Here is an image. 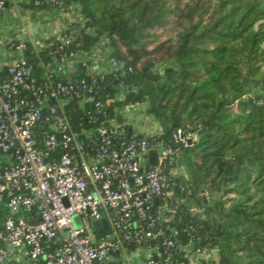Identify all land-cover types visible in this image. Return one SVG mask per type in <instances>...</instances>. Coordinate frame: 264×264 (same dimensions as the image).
Segmentation results:
<instances>
[{"label":"trees","instance_id":"obj_1","mask_svg":"<svg viewBox=\"0 0 264 264\" xmlns=\"http://www.w3.org/2000/svg\"><path fill=\"white\" fill-rule=\"evenodd\" d=\"M41 7H51L43 0ZM80 12L62 43L59 37L25 56L38 82L60 80L51 50L70 55L104 41L121 71L97 78L95 97H116L108 118L136 102L148 104L173 149L166 172L170 200L184 197L169 220L181 228L184 245L204 249L196 264H264V0H57ZM33 4V3H32ZM92 60L77 64L71 78L90 79ZM8 73L1 72L0 80ZM73 129L87 141L102 119L92 103L82 107L63 96ZM197 133L188 145L172 140L178 128ZM126 135L133 133L124 125ZM56 245V244H55Z\"/></svg>","mask_w":264,"mask_h":264},{"label":"built area","instance_id":"obj_2","mask_svg":"<svg viewBox=\"0 0 264 264\" xmlns=\"http://www.w3.org/2000/svg\"><path fill=\"white\" fill-rule=\"evenodd\" d=\"M7 1L0 0V15ZM46 1L68 10L57 0ZM27 45L23 40L7 44L13 59L0 80V201L7 209L0 226V264H196L204 249L184 245L185 233L169 223L185 198L169 199L172 178L165 170L173 149L161 139L159 123L149 113L158 127L135 130L130 122L108 118L107 106L126 93L124 82L116 97H95L97 78L124 73V64L104 41L70 55L59 47L50 51L52 71L63 70L65 77L53 80L47 73V81L38 82L25 56ZM93 57L106 60V70L95 71L100 66L91 64L90 79L74 81L77 64ZM63 96L77 98L82 107L92 103L91 120L102 116L86 142L73 129ZM143 103L146 109L131 102L117 116L147 111ZM124 125L134 130L129 136ZM196 139L197 133L181 127L172 133L180 144ZM152 150L158 152L156 164L150 163ZM102 217L110 231L99 236L93 221Z\"/></svg>","mask_w":264,"mask_h":264},{"label":"crops","instance_id":"obj_3","mask_svg":"<svg viewBox=\"0 0 264 264\" xmlns=\"http://www.w3.org/2000/svg\"><path fill=\"white\" fill-rule=\"evenodd\" d=\"M74 10L61 11L58 7H37L31 0H8L5 11L0 15V74L5 71L13 59L7 44L12 40H23L41 48L47 40L59 37L76 20ZM92 63H98V69L106 70V60L91 58ZM146 109L145 103H142ZM122 116V114H120ZM125 115V114H124ZM150 114L143 110L134 112L132 116H122V122H130L135 130L150 127L157 128L158 124L152 120ZM6 205L0 201V226L6 217Z\"/></svg>","mask_w":264,"mask_h":264},{"label":"water","instance_id":"obj_4","mask_svg":"<svg viewBox=\"0 0 264 264\" xmlns=\"http://www.w3.org/2000/svg\"><path fill=\"white\" fill-rule=\"evenodd\" d=\"M117 121L119 123L122 122V116L120 114L117 116ZM157 155H158L157 150H152L150 152L149 156H150V163L151 164L157 163ZM93 226L96 229L99 236L104 235L110 231V223H109V220L107 217H102V218L94 220ZM185 237H186L185 234H183L184 239H185Z\"/></svg>","mask_w":264,"mask_h":264},{"label":"rangeland","instance_id":"obj_5","mask_svg":"<svg viewBox=\"0 0 264 264\" xmlns=\"http://www.w3.org/2000/svg\"><path fill=\"white\" fill-rule=\"evenodd\" d=\"M77 14H78V15H76V17H77V19L80 20V19H81V17H80V14H81V13L78 12ZM81 20H82V19H81ZM143 255H145L144 252L140 251L139 256H143Z\"/></svg>","mask_w":264,"mask_h":264}]
</instances>
